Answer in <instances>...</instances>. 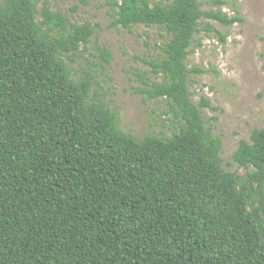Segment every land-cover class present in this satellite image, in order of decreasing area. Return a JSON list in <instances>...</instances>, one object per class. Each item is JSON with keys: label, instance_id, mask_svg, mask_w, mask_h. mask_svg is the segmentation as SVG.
<instances>
[{"label": "trees", "instance_id": "obj_1", "mask_svg": "<svg viewBox=\"0 0 264 264\" xmlns=\"http://www.w3.org/2000/svg\"><path fill=\"white\" fill-rule=\"evenodd\" d=\"M38 2L0 0V264H264V127L232 153L246 175L225 170L200 110L217 107L194 103L188 86L205 71L186 63L200 19L242 18L200 0H104L110 27L167 36L162 57L144 60L163 81L145 92L167 101L177 127L137 138L90 100L89 72L71 76L67 60L99 24Z\"/></svg>", "mask_w": 264, "mask_h": 264}, {"label": "rangeland", "instance_id": "obj_2", "mask_svg": "<svg viewBox=\"0 0 264 264\" xmlns=\"http://www.w3.org/2000/svg\"><path fill=\"white\" fill-rule=\"evenodd\" d=\"M44 1L71 22L99 24L87 50L81 45L73 61L67 60L73 78L85 72L92 75L90 100L113 110L118 127L137 138L171 135L177 122L167 101L150 99L145 92L153 82L163 81L162 74L154 73L144 60L162 57L160 46L167 39L166 33L143 25L110 27L104 0H89L76 11L72 8L78 0H39L38 11ZM217 1L200 0V7L221 10L228 17L239 15L242 21L227 26L213 18L200 19L186 63L189 68L197 66L205 71L191 73L188 86L194 103L204 97L217 107L200 108L205 127L221 138L222 167L244 177L248 169L234 162L232 153L240 140L249 139L253 128L264 127V0ZM206 23L216 31H206ZM221 35L226 36L225 41ZM95 45L111 51L109 63L102 61Z\"/></svg>", "mask_w": 264, "mask_h": 264}]
</instances>
